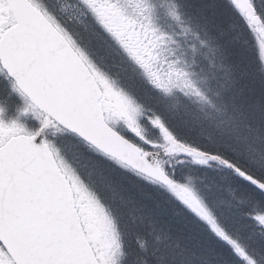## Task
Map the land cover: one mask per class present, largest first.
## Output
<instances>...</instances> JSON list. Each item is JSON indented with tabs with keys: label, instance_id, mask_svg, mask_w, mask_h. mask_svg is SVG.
Instances as JSON below:
<instances>
[{
	"label": "snow or ice",
	"instance_id": "snow-or-ice-1",
	"mask_svg": "<svg viewBox=\"0 0 264 264\" xmlns=\"http://www.w3.org/2000/svg\"><path fill=\"white\" fill-rule=\"evenodd\" d=\"M0 264H264V0H0Z\"/></svg>",
	"mask_w": 264,
	"mask_h": 264
}]
</instances>
